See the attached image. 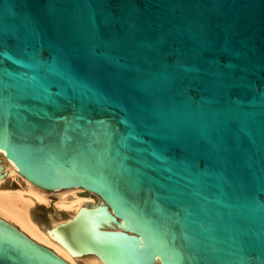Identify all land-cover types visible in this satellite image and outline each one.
<instances>
[{
  "label": "water",
  "instance_id": "1",
  "mask_svg": "<svg viewBox=\"0 0 264 264\" xmlns=\"http://www.w3.org/2000/svg\"><path fill=\"white\" fill-rule=\"evenodd\" d=\"M0 150L109 208L73 258L264 264V0H0ZM0 264L61 263L0 223Z\"/></svg>",
  "mask_w": 264,
  "mask_h": 264
},
{
  "label": "bare ground",
  "instance_id": "2",
  "mask_svg": "<svg viewBox=\"0 0 264 264\" xmlns=\"http://www.w3.org/2000/svg\"><path fill=\"white\" fill-rule=\"evenodd\" d=\"M0 162H2L0 168L3 172L2 181L0 177L1 224L19 232L35 247L52 253L61 264H104L100 258H73L57 244L50 243L51 235L43 233V231L62 230L76 226L81 211L93 204L103 208L107 219H111L109 208L102 198L80 191H50L48 194H42L25 181L24 175L15 167L13 161L3 150H0ZM7 177L20 181L23 190L2 189ZM50 193H59L54 208H56L57 214L65 212L69 220L64 221L61 218L62 215H58L57 221L53 222L50 227H41L35 222L33 212L38 205H50ZM51 219L53 221V218Z\"/></svg>",
  "mask_w": 264,
  "mask_h": 264
},
{
  "label": "rangeland",
  "instance_id": "3",
  "mask_svg": "<svg viewBox=\"0 0 264 264\" xmlns=\"http://www.w3.org/2000/svg\"><path fill=\"white\" fill-rule=\"evenodd\" d=\"M10 179L11 178L7 177V180L5 181L2 189L11 190V191H17L21 189L23 190V186L22 184L20 185V181L14 180V179L10 180ZM58 194L59 193L49 194V200L51 201L49 206L38 205L37 207H35V210L33 212V218L35 222L41 227H47V228L50 227L53 222L57 221L58 215L60 216L62 215L61 218L64 221L69 220V217L65 212H59V214H57L56 208H54L55 202L57 201ZM51 218H53V221Z\"/></svg>",
  "mask_w": 264,
  "mask_h": 264
}]
</instances>
